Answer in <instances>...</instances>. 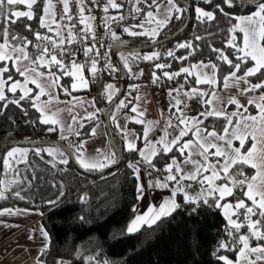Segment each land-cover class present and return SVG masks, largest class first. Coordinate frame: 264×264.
<instances>
[{
  "label": "snow or ice",
  "instance_id": "1",
  "mask_svg": "<svg viewBox=\"0 0 264 264\" xmlns=\"http://www.w3.org/2000/svg\"><path fill=\"white\" fill-rule=\"evenodd\" d=\"M192 4L199 23L211 24L223 18L228 25L224 47L208 45L210 52L215 54L214 60L211 57L207 61L198 59L176 71L165 70L172 67L169 63L155 62L163 55L176 61H190L203 51L192 41L176 45L177 50H188L184 56H176L175 50L120 56V62L133 79L144 75L143 69L132 71L131 62L141 60L152 63L153 85H158L162 77L177 84L167 91V115L161 110L160 120L143 119L145 113L138 107L142 97H131V92H138L140 85H130L131 98L120 99L118 103L113 99L119 92L115 85L105 84L101 94L114 104L116 112L131 105L130 111L136 113L134 117L125 113L123 126L116 113H112L111 122L123 140L122 150L140 157L127 164L136 181L137 199H142L146 191L142 168L149 178L147 189H168L170 192L158 208L150 205L146 213L136 215L126 231L129 234L137 232L144 224L151 227L161 218L170 216L181 207L177 196L182 195L184 204L195 206L192 213L202 206L222 212L226 221L224 235L212 253L218 264H264V0H199V3L192 0ZM19 6L27 10H20ZM97 8L103 13L98 26L97 17L93 15ZM110 10H115L116 14L110 15ZM189 10L180 0H90V4L88 0H0V115L10 105L27 115L22 102L30 103L40 114L39 123L48 125L46 131L59 130L61 140L71 149L70 153L58 146L34 149L11 146L0 150V173L14 175L11 180L0 179V199H6L5 193L22 182V170L17 165L23 164L25 172L32 170L30 153L41 160L44 159L42 153H47L53 161L59 156V163L64 165L69 164L71 156L89 172H103L116 165L118 152L114 145H110L108 154L96 149L97 156L88 158L85 156L86 141L69 139L80 135L84 121H96L98 126V113L102 111L96 108L95 98L81 99L73 93L87 90L95 81L101 60L105 61L104 70L110 74L118 71L109 62V53L100 51L104 45L98 39L97 28L102 27L114 42L120 41V36L113 25L121 27L128 36L145 37L155 45L163 30L173 20H182ZM128 20L138 22L124 23ZM202 39L204 37H195L197 41ZM81 54L85 58L83 62L79 59ZM85 70L90 72L91 81L85 76ZM156 70H161L162 76L157 75ZM65 77L71 78L70 87L63 83ZM180 77L184 83H179L177 78ZM241 84L245 86L240 87ZM232 87L238 94L225 99L220 91ZM61 94L71 99L60 101ZM239 96L246 97L247 103H241ZM44 97L46 99H42ZM194 98L199 100L201 110L196 116H189L185 111L187 101ZM60 103L65 107H53ZM89 108L94 110L89 111ZM77 109H82L83 113ZM62 113H67L72 123L66 124ZM127 122L142 125V135L130 130ZM158 127L162 134L151 139L150 134ZM65 131L68 135H64ZM95 134L96 127H93L91 135ZM138 140L143 142V147L138 146ZM162 157L168 159L161 169L155 161ZM153 173L160 175L153 178ZM32 179L37 177L33 175ZM28 183L30 186L31 181ZM194 185L198 186L195 194L190 191ZM21 191L23 189L13 194L24 200ZM84 199L81 197L82 201ZM27 211L3 208L0 216L21 215ZM41 234L45 244L40 252L45 254L49 236L43 228ZM221 252L231 253L235 259ZM36 264L44 262L37 257ZM55 264L66 262L56 260Z\"/></svg>",
  "mask_w": 264,
  "mask_h": 264
},
{
  "label": "trees",
  "instance_id": "2",
  "mask_svg": "<svg viewBox=\"0 0 264 264\" xmlns=\"http://www.w3.org/2000/svg\"><path fill=\"white\" fill-rule=\"evenodd\" d=\"M182 1L190 6L192 15L191 22L185 32L151 50L138 52L142 56L153 51L166 53L168 50H175L176 56L179 57L186 55L188 50H177L178 43L192 41L201 46L203 51L198 52L196 57L190 58V61H176L166 55L155 61L171 64L170 69H165L167 71H176L179 67L188 66L189 62H195L198 59L207 61L211 57L214 60L215 54L210 52L208 45L223 48V41L227 39L228 25L223 18L211 24L199 23L195 17L192 0ZM19 7L20 10H27L24 6ZM109 14L115 15L116 12L110 10ZM186 18L187 12L184 13L182 20H173L163 30L158 41L166 39L180 30L184 26ZM137 22L128 20L124 23ZM113 30L120 36V41H112L111 47L109 45L106 47V52L109 53L111 62L116 66L117 64L110 54V51L112 53L110 49H113L114 46L124 45L138 48L151 44L145 37L128 36L123 33L121 27L113 25ZM196 36L204 37V39L197 41L195 40ZM120 53H118L119 59ZM125 56H128L126 52ZM230 58L234 59V57ZM131 63L133 72L144 70V75L137 79V82L151 81L152 63L141 60ZM125 70L127 81H129L131 73L127 69ZM156 71L157 75L162 76L161 70ZM86 76L89 77V74ZM120 78L121 73L118 68V71L114 73L97 78L95 82L90 83L87 90L74 92L73 95H87L92 99L95 98L96 108L102 110L98 116L103 121L104 110L110 104L101 95L105 91L104 85L117 79L115 87L118 89ZM177 79L179 83L184 82L182 77ZM161 81L163 84L158 88L160 91L166 90L171 86V83H175L168 82L163 77ZM255 82L256 80L253 79V83ZM63 83L70 86L71 78L65 77ZM126 88L127 86H125ZM22 104L27 110V115L15 105H10L4 110L3 115H0V147L14 141H58L68 147V143L61 140L57 131L49 133L46 131L48 125L39 123L40 114L31 107L30 103L22 102ZM0 107H2V103H0ZM130 108L131 105L121 112L128 113ZM209 123L211 122L209 121ZM84 124L85 127L79 130L80 135L78 137L70 136V140L84 141L90 137L95 121H84ZM109 124L121 158L117 168L109 170L101 176H93L77 170L70 159L69 164L64 165L57 160L53 161V158L47 153H42L43 160L30 153L29 162L32 170L25 172L23 164L17 165L22 170L20 174L22 182L9 189V192L5 194L6 199H0V209L23 208L38 211L41 214L40 224L49 236L47 252L39 254V259L44 264H55L56 260L70 261L76 264H104L105 261L107 264H218L212 253L224 235L223 227L226 221L222 212L215 208L202 206L197 212L192 213L191 210L195 206L184 204L182 195L177 196V203L181 207L170 216L161 218L151 227L143 226L133 235L127 233L126 228L134 217L133 210L136 203V181L133 178L132 170L127 168V164L140 158L136 153L122 150L123 140L117 139L110 119ZM127 126L142 135V125L128 122ZM137 143L140 147L142 141L138 140ZM53 146L56 145L43 144L26 148ZM166 159L168 158L162 157L155 161L157 167L162 169ZM53 163L55 167H53ZM110 173H115V175H110ZM33 175L37 179L33 180ZM154 175L159 176L160 174L154 173ZM12 176L14 178V175ZM24 177L27 179L25 180ZM28 181H31L30 186ZM21 189H23L21 195L25 197L24 200L13 194ZM81 197L86 199L82 201ZM48 201H55V203L50 204ZM220 254L229 255L235 259L231 253L221 252ZM88 257L94 259L87 260Z\"/></svg>",
  "mask_w": 264,
  "mask_h": 264
},
{
  "label": "crops",
  "instance_id": "3",
  "mask_svg": "<svg viewBox=\"0 0 264 264\" xmlns=\"http://www.w3.org/2000/svg\"><path fill=\"white\" fill-rule=\"evenodd\" d=\"M121 54L125 55V52H121L120 56ZM86 77L88 78V76ZM143 83L145 82H135L134 85H140ZM180 83H184V82L182 81ZM110 84L115 85L112 82ZM176 86H177L176 83H171V86L166 88V90L164 91H160L159 89H157V93L155 94L157 95V97H154L152 94L153 99H157L159 96L166 94L169 88H173ZM193 86L195 85L193 84ZM82 91H85V90H82ZM137 93H138L137 91H133L131 94V97H135L137 95L142 97V99H140L138 102V107L140 111L145 113L143 119L151 120V121L160 120L161 110H163L165 115H167L168 106H169L168 95L166 96L167 102L164 103L163 107L157 108L155 105L156 110H144V108H149V107L146 106L145 104V100L143 99V96H142V90H139V94ZM237 94L238 93L236 92V95ZM64 97L67 98L65 99V101L71 99L70 97H66V96ZM86 97H90V96H86ZM241 97H244V96H241ZM80 98L82 99L83 96H80ZM133 103H137V102L133 100ZM187 103H188V107L187 109H185L187 115L196 116L198 111L201 110L199 100L192 99L190 101H187ZM230 107L234 109V106H230ZM173 111H175V109H173ZM254 111L255 110H253V112ZM127 114L130 117L136 116V113H133L131 111L128 112ZM113 126L114 125L112 124V127ZM57 132L59 134V130ZM161 134L162 133L160 131V128L158 127L150 134V138L156 139ZM116 136H117V139L119 140L121 139L120 134L116 133ZM140 147H143V142ZM106 154H108L107 150H106ZM59 159L60 157L57 156L56 160L58 162H59ZM185 170L187 171V169ZM141 175L143 177L146 191H145L143 198L139 200L137 199V192H136V203L134 205L135 211H134L133 219L135 218L136 215H143L144 213H146L150 205L156 206L158 208L159 205L163 202V200L170 195V192L168 189H155V190L147 189V183H148L149 178L145 175L143 168H142ZM157 176L158 175H154L153 173V178H156ZM160 178L162 179L163 177H160ZM190 191L193 194H195V192L198 191V186L194 185ZM18 209H23V208H18ZM40 218H41V214L38 211H30V210H28L26 214L12 215V216H8V215L0 216V258H1L0 263L1 264H28L32 261V258L27 257L28 255L33 256L34 262H35V259L37 260V257H39V254H40V249L45 244L44 237L41 234L42 226L40 224ZM143 226H148V225L144 224L140 227V229ZM137 232L131 233L130 235H133ZM5 258L7 259L5 260ZM65 262L66 264H76L75 262H70V261H65Z\"/></svg>",
  "mask_w": 264,
  "mask_h": 264
},
{
  "label": "rangeland",
  "instance_id": "4",
  "mask_svg": "<svg viewBox=\"0 0 264 264\" xmlns=\"http://www.w3.org/2000/svg\"><path fill=\"white\" fill-rule=\"evenodd\" d=\"M110 50H112V49H110ZM130 53L131 52H126L127 55H129ZM147 53H150V52H147ZM110 54H111V51H110ZM244 86L245 85H243V84L240 85V87H244ZM139 90H142V96H143V99L145 100V104H146V106L149 107V108H144V110H156L155 109V105H156L157 108H159V107H163L164 103L167 102V99H166L167 93L159 96L157 99H153L152 92H151V90L148 88V86L145 83L140 84ZM223 91H225V92H223ZM223 91H220V94L223 97L227 98L230 95L235 96L236 95V92H237V89L235 87H232V88H229V89H223ZM137 94H139V91H138ZM9 95H11V94H9ZM62 96H64V95L63 94L60 95V101H65V99H67V98L62 97ZM80 96H83L82 99L92 100L91 97H86L87 95H78V97H80ZM151 98H152V100H151ZM238 98L240 99L241 103H247V98L246 97L239 96ZM42 99H46V97H44ZM53 107L54 108L55 107L64 108L65 107V104L64 103H60L58 105H54ZM88 110L89 111H93L94 109L89 108ZM76 111L81 112V114L83 113V110L82 109H77ZM112 113H116L117 120H118V122H119V124L121 126L125 125V123H126L125 113H121L120 111L119 112H116V109L115 108L113 109ZM61 115H62V117L64 119V122L66 124L72 123V121L68 117V114L67 113H62ZM110 120H111V116H110ZM93 127H96V134L95 135H90V137L85 140L86 141V145H85V149H86L85 156L88 157V158H94V157L97 156L96 149H101L105 154H106V150H107L108 153L111 150L110 149V144H109V141H108V137H107V134H106V130H105L104 121H102V119L99 117L98 126H97V122L95 121V124L92 126V128ZM114 127L115 126H113V132L114 133L115 132L117 133L116 128H114ZM59 134H60V132H59ZM64 135H68L67 131L64 132ZM21 148H26V147H21ZM0 179H3V180H11V179H13V176L10 175V174L1 173ZM27 257L28 258H32V261L30 263H28V264H34V263H36V259H35V262H34V258H33L32 255H28ZM6 259L7 258H5V260Z\"/></svg>",
  "mask_w": 264,
  "mask_h": 264
},
{
  "label": "water",
  "instance_id": "5",
  "mask_svg": "<svg viewBox=\"0 0 264 264\" xmlns=\"http://www.w3.org/2000/svg\"><path fill=\"white\" fill-rule=\"evenodd\" d=\"M180 3L185 6V7H188L190 9V6L180 0ZM191 18H192V15H191V9L187 12V18H186V22L184 24V26L178 30L176 33H174L173 35L169 36L168 38L166 39H163L161 41H158V43H156L155 45L153 44H149V45H146V46H143V47H138V48H134V47H129V46H114L113 49H112V58L114 60V62L117 64L118 68H119V71L121 73V78H120V83H119V92L117 93L116 97L114 98V101L116 103H118V101L122 98L123 96V93H124V90H125V86H126V83H127V74H126V70L125 68L123 67V64L120 62V59L118 57V53L120 52H141V51H148V50H151L163 43H166L168 41H171L173 39H175L176 37H178L180 34L184 33L185 30L188 28L190 22H191ZM114 108V104L113 103H110L104 110V113H103V121H104V125H105V130H106V134H107V137H108V141H109V144L110 145H114L115 146V149L117 150L118 152V163L116 165H113L111 168H106L104 169L103 172H99V171H94V172H88V171H85L84 169H82L79 164L76 162L75 158L69 156V159L73 162L74 166L76 167L77 170H79L80 172H83V173H87L89 175H93V176H101L102 174H104L105 172L109 171V170H112V169H115L118 167V165L120 164V153L117 149V146L114 142V139H113V135H112V132H111V129H110V124H109V114L111 112V110ZM43 144H52V145H56L60 148H62L66 153H70L71 150L65 146L63 143L61 142H58V141H39V142H32V141H14V142H10V143H6L4 144L3 146L0 147V150H3L5 148H8V147H11V146H18V147H33V146H40V145H43Z\"/></svg>",
  "mask_w": 264,
  "mask_h": 264
},
{
  "label": "built area",
  "instance_id": "6",
  "mask_svg": "<svg viewBox=\"0 0 264 264\" xmlns=\"http://www.w3.org/2000/svg\"><path fill=\"white\" fill-rule=\"evenodd\" d=\"M88 2H89V4H90V0H88ZM149 2H150V0H149ZM141 7H144V6L141 5ZM146 10H147V9L145 8V11H146ZM93 15H95V16L97 17V20H96L95 23H96V25L98 26V25L100 24V17L103 15V13L100 11V9L97 8V9H94V10H93ZM97 35H98V39H99L100 43H102V44L104 45V47L100 48V51H101V53H104V52H106V47H107L108 45L111 44L112 40H111V38H110V35L105 34L104 29H103L102 27H98V28H97ZM99 46H100V45L97 44V47H99ZM79 59H80L81 62H83V61L85 60V58L83 57L82 54L80 55ZM109 62L112 63L111 60H110ZM104 63H105L104 60H101V61L98 63L97 68L99 69V71L97 72L96 79L99 78V77H104L106 74L109 73V71L104 70V68H103ZM112 64H113L114 66H116L114 63H112ZM116 67H117V66H116ZM84 74H85V76H86L87 74H89L88 79H89L90 81L92 80V77H91L90 72H88L87 70H85V73H84ZM96 79H95V81H96ZM95 81H94V82H95ZM111 82L114 83V84H116V83L118 82V80H117V79H113V80H111ZM135 82H137V79H133V78H130L129 81H127V83H126L127 88L125 89V96H124V97L122 96L121 99L131 98V97H129V92H130V88H129V86H130V85H134ZM92 83H93V82H92ZM145 84H146V85L148 86V88L151 90L153 96H154V97H157V95H155V94L157 93V89L163 84V81H161L158 85H153V84L151 83V81H147V82H145ZM154 87H156V88H154ZM132 92H133V91H132ZM132 92H131V94H132Z\"/></svg>",
  "mask_w": 264,
  "mask_h": 264
}]
</instances>
